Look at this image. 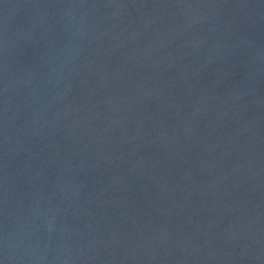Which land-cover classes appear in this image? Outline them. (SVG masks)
I'll use <instances>...</instances> for the list:
<instances>
[{"label": "water", "instance_id": "obj_1", "mask_svg": "<svg viewBox=\"0 0 264 264\" xmlns=\"http://www.w3.org/2000/svg\"><path fill=\"white\" fill-rule=\"evenodd\" d=\"M0 264H264V0H0Z\"/></svg>", "mask_w": 264, "mask_h": 264}]
</instances>
